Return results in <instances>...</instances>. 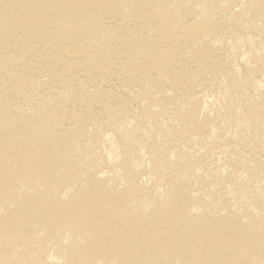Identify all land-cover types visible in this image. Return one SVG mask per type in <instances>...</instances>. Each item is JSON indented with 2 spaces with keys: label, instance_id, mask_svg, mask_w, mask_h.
Wrapping results in <instances>:
<instances>
[{
  "label": "bare ground",
  "instance_id": "bare-ground-1",
  "mask_svg": "<svg viewBox=\"0 0 264 264\" xmlns=\"http://www.w3.org/2000/svg\"><path fill=\"white\" fill-rule=\"evenodd\" d=\"M0 264H264V0H0Z\"/></svg>",
  "mask_w": 264,
  "mask_h": 264
}]
</instances>
